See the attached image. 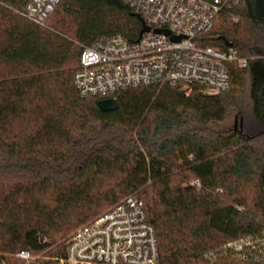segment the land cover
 <instances>
[{"label": "trees", "instance_id": "obj_1", "mask_svg": "<svg viewBox=\"0 0 264 264\" xmlns=\"http://www.w3.org/2000/svg\"><path fill=\"white\" fill-rule=\"evenodd\" d=\"M31 1L0 0V264H59L68 234L129 194L158 264H264V0L202 35L248 58L229 90L128 88L110 111L73 84L80 45L135 40L141 18L124 0H59L40 26L19 14Z\"/></svg>", "mask_w": 264, "mask_h": 264}, {"label": "built area", "instance_id": "obj_2", "mask_svg": "<svg viewBox=\"0 0 264 264\" xmlns=\"http://www.w3.org/2000/svg\"><path fill=\"white\" fill-rule=\"evenodd\" d=\"M59 0H32L19 14L45 26ZM148 27L135 40L122 35L102 37L81 51L73 84L81 97L113 98L128 88L173 85L205 94L230 89V68L243 69L248 58L236 49L204 44L221 12L239 0H124ZM156 30H160L157 32ZM163 30H166L165 33ZM199 188L198 180L190 182ZM263 256H264V237ZM243 238L229 244L241 250ZM19 257L28 259L22 251ZM158 245L142 200L129 194L73 230L65 240L61 264H158Z\"/></svg>", "mask_w": 264, "mask_h": 264}, {"label": "water", "instance_id": "obj_3", "mask_svg": "<svg viewBox=\"0 0 264 264\" xmlns=\"http://www.w3.org/2000/svg\"><path fill=\"white\" fill-rule=\"evenodd\" d=\"M142 21V19H141ZM143 23V21H142ZM144 31H148V27H146L143 23V28L140 31V35L144 32ZM157 32H159L160 30H156ZM165 33H167L166 30H163ZM226 45H229L227 42H225ZM97 107L101 110V111H110L116 108V101L113 98H103V99H99L96 102Z\"/></svg>", "mask_w": 264, "mask_h": 264}, {"label": "rangeland", "instance_id": "obj_4", "mask_svg": "<svg viewBox=\"0 0 264 264\" xmlns=\"http://www.w3.org/2000/svg\"><path fill=\"white\" fill-rule=\"evenodd\" d=\"M180 89H183V88H180ZM183 90H184V89H183ZM186 91H188V90H186ZM108 209H109V208H108ZM102 213H103V212H102ZM100 214H101V213H99L98 215H100ZM98 215H97V216H98ZM97 216H95V217H97ZM95 217L90 218V219L88 220V222H89L90 220L94 219ZM69 234H70V233H69ZM69 234H68V235H69ZM68 235H67V236H68ZM65 238H66V237H65ZM63 239H64V238H63ZM63 239H62V240H63ZM34 257H40V255H37V256H36V255H30V254H29V258H34ZM59 264H61V260H59Z\"/></svg>", "mask_w": 264, "mask_h": 264}]
</instances>
